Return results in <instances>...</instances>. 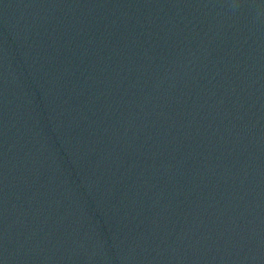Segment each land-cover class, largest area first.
<instances>
[{"label":"water","instance_id":"95a60500","mask_svg":"<svg viewBox=\"0 0 264 264\" xmlns=\"http://www.w3.org/2000/svg\"><path fill=\"white\" fill-rule=\"evenodd\" d=\"M0 264H264V0H0Z\"/></svg>","mask_w":264,"mask_h":264}]
</instances>
